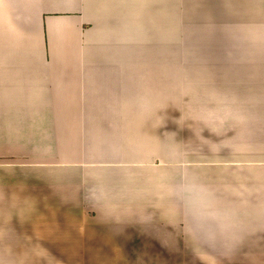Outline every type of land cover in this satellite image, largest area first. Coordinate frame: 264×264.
Returning <instances> with one entry per match:
<instances>
[{
	"label": "crops",
	"instance_id": "1",
	"mask_svg": "<svg viewBox=\"0 0 264 264\" xmlns=\"http://www.w3.org/2000/svg\"><path fill=\"white\" fill-rule=\"evenodd\" d=\"M92 243L264 264V0H0V264Z\"/></svg>",
	"mask_w": 264,
	"mask_h": 264
},
{
	"label": "rangeland",
	"instance_id": "2",
	"mask_svg": "<svg viewBox=\"0 0 264 264\" xmlns=\"http://www.w3.org/2000/svg\"><path fill=\"white\" fill-rule=\"evenodd\" d=\"M150 228L151 227L144 226L142 232H144L145 238L148 239V243L152 247V245L150 243L152 242L154 237H153V235L150 232H148L150 230ZM156 245L157 246H155V248H156L157 252H165V251L169 250L168 244H163V243L157 242ZM176 246H177V244H176ZM178 246H179V244H178ZM98 248H99L98 245L95 244V243L89 244L88 246H86L84 248L83 247L81 248V246H79L78 250H80V249L85 250L86 253L89 254V255H88L87 258H79L78 259V264H105V263L102 262L103 260L105 262H108V264H129V263L130 264H155L156 261L159 262V263L161 261L162 262H166V260H164V259H160V258L159 259H154V257L151 258V259H149V258H141V259H138V260H132V259H123L122 260V259H118V258L100 259L99 260V259H96L94 256H91L92 252H93L92 250L98 249ZM152 248H154V247H152ZM152 248H151V250H153ZM175 249L180 250V248H175ZM174 261H175L174 264H181L180 260H173V262ZM170 262H171V260L168 259V263H170Z\"/></svg>",
	"mask_w": 264,
	"mask_h": 264
}]
</instances>
